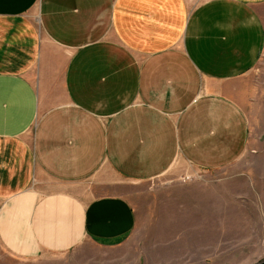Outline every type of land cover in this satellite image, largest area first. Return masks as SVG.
<instances>
[{
  "label": "crops",
  "instance_id": "0c3cea01",
  "mask_svg": "<svg viewBox=\"0 0 264 264\" xmlns=\"http://www.w3.org/2000/svg\"><path fill=\"white\" fill-rule=\"evenodd\" d=\"M263 60L264 0H0V264H129L131 185L263 182Z\"/></svg>",
  "mask_w": 264,
  "mask_h": 264
},
{
  "label": "rangeland",
  "instance_id": "374dc122",
  "mask_svg": "<svg viewBox=\"0 0 264 264\" xmlns=\"http://www.w3.org/2000/svg\"><path fill=\"white\" fill-rule=\"evenodd\" d=\"M254 72L259 74L258 78L263 82L264 60ZM257 131L261 140L259 150L264 151V126H259ZM243 170V176L238 179L244 180V183L239 181L228 183L226 198H221L220 208L212 204L213 200L202 198L197 200L185 198L183 202L175 198L166 201L170 204L166 205L165 192L159 191L160 200L156 198L154 183L131 185L127 197L136 212L138 226L134 233V241L124 248L125 252L127 250L129 252V264H259L263 262L264 181L256 183L253 181V174L246 170V167ZM186 172L192 173V170ZM192 177L187 182L200 180L197 179L196 174ZM260 177L264 178L263 169ZM174 193L182 197H189L193 193L199 196L201 194L213 196L221 194L222 190L201 186L195 189L191 187L179 189ZM204 213L208 216L203 217ZM212 219L223 220L209 222ZM78 256L80 255L72 254L64 257V264H76ZM0 257L8 261L2 251ZM126 258L124 262L115 264H126Z\"/></svg>",
  "mask_w": 264,
  "mask_h": 264
},
{
  "label": "built area",
  "instance_id": "2783aa9c",
  "mask_svg": "<svg viewBox=\"0 0 264 264\" xmlns=\"http://www.w3.org/2000/svg\"><path fill=\"white\" fill-rule=\"evenodd\" d=\"M193 177L191 175H187V176H183L181 177V181L182 182H187L189 181L190 179H192Z\"/></svg>",
  "mask_w": 264,
  "mask_h": 264
},
{
  "label": "water",
  "instance_id": "95a60500",
  "mask_svg": "<svg viewBox=\"0 0 264 264\" xmlns=\"http://www.w3.org/2000/svg\"><path fill=\"white\" fill-rule=\"evenodd\" d=\"M259 264H264V261H263V262H261V263H259Z\"/></svg>",
  "mask_w": 264,
  "mask_h": 264
}]
</instances>
